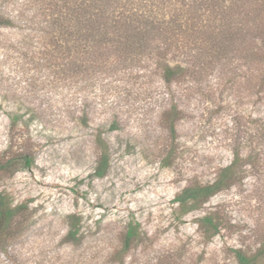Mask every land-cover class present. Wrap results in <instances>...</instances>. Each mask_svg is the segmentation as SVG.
Returning a JSON list of instances; mask_svg holds the SVG:
<instances>
[{"label":"rangeland","instance_id":"1","mask_svg":"<svg viewBox=\"0 0 264 264\" xmlns=\"http://www.w3.org/2000/svg\"><path fill=\"white\" fill-rule=\"evenodd\" d=\"M64 1L0 0L17 26L0 30V153L32 158L0 177V192L29 211L0 264H116L128 222L139 235L123 264H237L233 249L254 253L264 241V0H104L98 9L119 27L82 30L90 37L72 46L39 31L79 4ZM161 51L182 69L170 84ZM236 156L233 183L180 213L175 194ZM209 213L215 233L197 223ZM68 215L76 243L65 241Z\"/></svg>","mask_w":264,"mask_h":264},{"label":"trees","instance_id":"2","mask_svg":"<svg viewBox=\"0 0 264 264\" xmlns=\"http://www.w3.org/2000/svg\"><path fill=\"white\" fill-rule=\"evenodd\" d=\"M68 0H65L66 2ZM78 0L79 4H75L69 7L68 11H64L62 8L58 10L50 20L45 21V25L39 28V31L51 35L54 40V44L59 45L60 41L65 43L73 44L79 43L88 36L89 33L83 35L82 30L95 31L101 23H115L118 22L116 27L120 24L112 16L98 9L100 4H103L104 0ZM70 11V13H69ZM20 18V17H19ZM74 22L75 26L81 24V27L77 30L73 29V25L69 23ZM144 24H147V18L144 16L141 18ZM16 22L14 18L7 14L2 5H0V30L16 28ZM113 27H115L113 25ZM119 27V26H118ZM257 29V28H255ZM57 31V32H56ZM75 31V32H74ZM139 33V32H138ZM57 34V35H55ZM85 34V33H84ZM65 36V37H63ZM134 36H136L134 34ZM148 31H143L137 35V43L144 45L148 41ZM29 37L28 33L23 36L24 42ZM90 38V42L98 43L100 40ZM98 41V43L96 41ZM130 47H134V41L131 40L129 43ZM166 51H161L155 61L162 72L163 77L167 83H171L174 78H178L181 73L179 66L172 67L168 64L166 59ZM176 107L171 106L165 110L164 117L169 118L168 128L171 132H174V121L177 118L175 115ZM84 123H86V115L84 114ZM21 118V116L13 115L9 117L11 126ZM111 130L115 129V122L109 126ZM97 146H102L101 151L95 165L93 175L96 177H102L108 167V154L106 151L105 143L103 142L100 135L97 136ZM237 156L233 159L232 163L221 168L217 174V177L210 183L207 184H191L184 186L179 192L173 197V202L176 203L180 213L186 214L190 211L196 210L201 204L207 199L224 188H227L233 183V166ZM32 158L28 154L19 153L17 155H6V150L0 153V177H7L12 175L14 172L21 168H27L31 165ZM29 218L28 203L26 201L20 203H13L9 194L0 192V254H9L10 248L15 244L19 236L23 233L27 221ZM76 219L73 215H68L67 219V233L65 235V241L70 243H76V233L78 231L76 223L73 219ZM199 227L202 229L210 230L212 233L217 232L219 222L215 219L213 214H206L197 220ZM138 224L128 222L126 224L125 232L121 238V246L117 252L114 253L116 264H123L125 254L132 247V243L136 242L138 238ZM233 256L237 264H260V258L264 257V241L262 245L252 254L245 253L240 249H233Z\"/></svg>","mask_w":264,"mask_h":264}]
</instances>
